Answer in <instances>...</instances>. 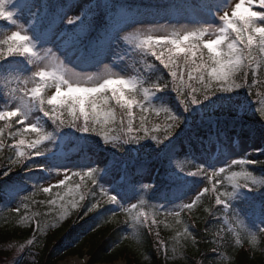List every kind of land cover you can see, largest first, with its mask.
Segmentation results:
<instances>
[{"label":"trees","instance_id":"1","mask_svg":"<svg viewBox=\"0 0 264 264\" xmlns=\"http://www.w3.org/2000/svg\"><path fill=\"white\" fill-rule=\"evenodd\" d=\"M25 2L31 5L30 9L38 12L37 24L41 26L45 0H25ZM47 2L66 4L69 0H47ZM200 2L201 0H97L95 4H99L100 8L97 10L96 18L92 20V30L78 46L87 55L92 54L90 42L101 37L110 23H115L116 18L120 19L115 14L117 9H123L129 18H137L144 11H149L152 14L183 13L186 19L191 10L190 5L194 6ZM13 7L15 8V5ZM241 15L246 16V13H241ZM6 28V21L0 20V41L5 40ZM232 35L234 36L235 33ZM228 42L230 41L225 40L222 43L220 51H226ZM186 43H196V41ZM200 46L202 47V44ZM240 47L242 48L243 45ZM253 48L256 49L258 56L261 55L256 40ZM0 50L6 51L7 45H3ZM129 54L133 65L142 75L141 80L144 86L147 87L159 73L155 67L141 71L139 55L132 53V49ZM203 54L207 78V72L211 71L215 65L207 59L208 50L204 49ZM183 57V52L177 55V59L181 62ZM20 58V56L8 57L6 61L0 62L5 66L0 69V75L5 76L4 71L9 65L8 61L20 60ZM149 58L148 63L157 64L166 76L167 73L163 70V66L159 65L158 61L152 62L150 56ZM253 67L256 66L253 65ZM257 72V83L250 96L247 88L238 89L232 93H217L208 101L193 105L188 112L183 111L175 93L171 90H165L149 97L145 103H151L155 107H166L173 114L178 115L182 121L174 137L177 153L171 166L169 161L160 154L161 150L157 149L151 140L142 141L137 145H124L123 151L116 152L110 146H105L98 137L90 134L81 135L72 129H63L59 133L54 132L51 121L42 114L41 127L52 132L53 138L40 146L50 147L51 151L45 152V155L41 157L35 155L32 157L35 162L32 164L31 172L26 169H13L8 176L0 178V185L5 182H17L22 186V191L12 198L0 192V261L5 264L6 260L13 257L14 250L9 247L10 244L32 238L35 221H46L48 227L44 232L37 233V247L32 249L36 264H59L68 257L82 258L83 256L88 258L87 264H111L118 260L124 261L125 264H197V261L201 264H215L220 259V252L216 250L217 244L223 246L221 250L225 251V255L233 257L234 264H264V255H261L259 251H249L248 247L236 246L235 237L229 236L223 204H215L216 194L206 195L191 211H182L180 224L176 223L175 218H166L163 215L156 217L163 223H158L151 231L146 227L141 228L135 239H126L131 236L132 230L128 226L127 216L122 214L120 208L115 205L105 204L98 209V212L87 216L82 212H71L56 223L55 227H52L61 205L72 198L71 195L65 196L69 188H75L72 173L65 180L68 187L59 185V182L50 184L49 193L41 191L31 201H21V197L31 196L32 192L36 191L33 188L34 185L37 188H43L46 181L56 178V172L61 171L63 174L67 170L87 171V168L79 167L82 161L91 163L93 167L101 168L97 182L110 193L116 190L117 199L122 206H125L132 197L137 198L135 204L139 205L140 194L143 192L145 206L139 207L136 211L144 212L146 215L154 212L156 208H160L161 212L176 208L181 201L191 197L198 187L207 185L211 190L212 182L221 192L231 191V183L223 175L216 178L204 176L181 178L179 173L177 175L175 173L179 166L195 170L194 159L199 155L203 154L204 160L209 159L207 157L208 144L213 140L220 143L221 151L231 143L260 141L262 149L253 154V158L264 160V120L256 112V108L261 106L259 100L264 99V83L260 82L264 81V66ZM248 73V83H253L250 69ZM239 75L240 73L237 72L236 76ZM185 79H187L186 76ZM7 81L0 78V92L4 87L5 89L8 87ZM107 95L110 97L111 92ZM111 103L115 105L114 101ZM46 107L51 108L48 105ZM133 108L134 113L139 111L135 105ZM62 111L65 117L71 119L68 117L67 108H63ZM115 111L117 114L114 122L104 125L105 129L119 127L122 110L116 106ZM76 114L79 115L78 109ZM159 119L162 120L163 116L161 115ZM79 122L83 123V119L81 118ZM6 123L12 125L11 130L4 127ZM134 123H139L138 118L134 120ZM0 127H4L5 142V146L0 150V176H2L9 156L15 158L9 149L17 144V140H12L10 135L11 131L20 127V124L17 118H5V120H0ZM193 134H195V140L192 139ZM23 138L25 144L20 146L21 150H27L30 140L38 139L35 133H26ZM185 141L193 145V154L188 153V144ZM112 162H115V167L109 170ZM247 170L253 172L258 178H264V166L250 164ZM234 171L240 172V168L235 167ZM169 173L177 178L174 182L168 179ZM119 175H122L121 179H118ZM149 177L152 178V182L144 183ZM74 179L75 182H80V177ZM221 179L224 180L223 186H221ZM107 180L110 181V186L104 184ZM145 185L148 187L145 188ZM60 197H64V200ZM50 200H56L57 203L51 205ZM226 202L229 203L230 209L235 208L241 214L245 220V227L256 230L257 224L260 225V218L264 214V188L258 189V192L237 189L232 199ZM25 203L28 204L27 212L24 209ZM17 207L20 208L19 214H17ZM206 208L210 211L206 212ZM105 209H113L117 213L115 218L111 211H105ZM32 213H36L34 222L28 226L21 225L20 218ZM144 219L145 217H141V220ZM228 219H233L231 211L228 213ZM148 223H151V218L148 219ZM165 225L168 226L165 227ZM185 225L189 229L191 238L181 235ZM233 227H237V223H233ZM157 232H159L160 242L168 246L167 258L163 249L157 251ZM217 232L221 233L223 240L217 236ZM173 247L176 249L175 253L172 251ZM25 255L27 256V253ZM17 264H21V261L18 260Z\"/></svg>","mask_w":264,"mask_h":264},{"label":"snow or ice","instance_id":"2","mask_svg":"<svg viewBox=\"0 0 264 264\" xmlns=\"http://www.w3.org/2000/svg\"><path fill=\"white\" fill-rule=\"evenodd\" d=\"M9 5H15L18 12H23L25 9L30 10L31 8V5L26 3L25 0H0V20L9 23H15L16 14V12L8 10ZM211 7L210 0H201L200 3L194 6L190 5L194 15L198 18ZM242 7L241 4L235 5L234 10L230 12V16L232 18L239 16L241 20H244L245 17L257 18L256 11L253 10L246 9L244 11L246 16L241 15L240 9ZM257 7L258 9H264V0H259ZM72 8L71 0L66 4H50L45 0L41 26L35 28L33 39H30L28 33L17 25L7 39L0 41V48L7 45L6 51L0 50V62L6 61L8 57L20 56L26 59L29 64H32L34 60L37 64L47 61L61 69V73H68V77L61 75L59 81L53 82L52 87L55 88V95H51L50 98L41 95L42 91L48 87V79L50 78L45 79L40 71H37L31 77L12 76L9 78V80L14 79L17 82L16 88L6 92L7 97L14 103L11 108L6 107L4 111H0V120L16 117L20 127L11 131L10 138L17 140V144L9 150L13 152L15 158L9 156L7 167L3 170L0 178L8 176L13 169H26L31 172L33 170L32 164L35 162L32 157L34 155L41 157L45 155V152L51 151L50 147L42 150L40 145L51 140L53 133L44 130L38 123L28 118L34 110H38L51 121L54 132L59 133L63 129H72L81 135L90 134L98 137L105 146H110L116 152L123 151L124 145H137L142 141L151 140L155 147L161 150L160 154L169 161L171 166V162L175 159L177 153L174 137L182 121L178 115L173 114L166 107H155L151 103H145L149 100V97L165 90H171L175 93L183 111L188 112L193 105L202 104L217 93H232L235 90L247 88L248 94L251 95L255 83H257V70L264 66V60H259L260 57H264V49L259 50L261 54L259 56L256 52L253 53L254 37L243 33L229 16L221 15L219 19L222 23L217 28L203 27V25L189 27V24L199 23L200 19H198L194 23H175L171 26L169 24L147 23L150 25L149 27L137 28L128 33L125 29L129 25L145 24L146 22L127 17L123 9L120 8L115 11L116 16L120 17V21L110 23L101 37L90 42L94 56L102 54L104 59L97 60L94 66L89 67H95L96 71H88L89 68L81 66L87 62L88 57L81 54L77 59L72 60L71 49L89 36L92 30V19L97 14L100 5L87 4L77 14L69 15ZM258 19L264 20V15L259 16ZM177 24L179 27L176 26ZM249 26H251V21H249ZM229 29H231L230 36ZM254 31L259 33L264 32V29L254 28ZM22 32L24 34H21ZM232 33H235V35L233 36ZM169 34H171V39H153L154 36H168ZM109 35H111L112 40H107ZM204 36L208 37V42L203 43L201 47V37ZM214 36L217 38L212 39ZM225 40L230 41L227 43L229 49L240 54L234 62L235 66L233 61L225 60V51L215 50V46L221 45ZM187 41H196V43H185ZM37 42L40 45V51H36ZM122 43L131 45L132 53L139 55V64L142 66L141 71L155 67L157 73H159L147 87L144 86L142 80L137 79L135 76L124 78L123 81L120 80L118 74H113L110 65L105 63V58L111 55L114 49H120ZM46 45L52 46L48 47ZM240 45H243V47L241 48ZM204 49L208 50L207 59L215 65L211 68V71L207 72V78L205 76ZM181 52L184 53L182 62L177 59V55ZM61 56H63V59H61ZM148 56L154 57L155 61L163 66V70H166L167 73L166 76L157 64L145 62V58ZM70 64L71 67L68 66ZM253 65L256 67H253ZM101 66H103L102 71L108 75L98 78ZM4 67L3 64H0V69ZM237 68L242 69V71H237ZM249 69L252 73L253 83H248ZM43 72L47 73L48 69L44 68ZM237 72L240 73L239 76H236ZM185 76L187 79H185ZM111 77L118 78L112 79ZM0 78H2V75H0ZM105 79L109 83L101 87L100 85ZM260 82L264 83V81ZM29 83L35 85L30 92L28 91ZM108 92H111L110 97L107 95ZM112 101L115 102V105L111 103ZM259 103L261 106L256 108V112L264 120V99H260ZM46 105L52 107L49 108ZM134 105L136 109H139L138 112L134 113ZM116 106L122 110L119 127L105 129L104 125L114 122L117 114L115 111ZM63 108H67L68 117H71V119L65 117L62 111ZM77 109L79 115L76 114ZM161 115L163 116L162 120L159 119ZM81 118L83 123L79 122ZM137 118L139 120L138 124L134 123ZM4 127L11 130L12 125L6 123ZM4 127H0V150L5 146ZM26 133H35L38 139L30 140L27 150H21L20 146L25 144L23 137ZM192 139H196L195 134H193ZM185 143L188 144V153L193 154V145L189 141H185ZM251 156L250 153L246 158L228 159L226 162L227 167H216L214 159H206L204 161L206 166L195 163L193 165L195 170L180 168L179 172L186 177H207L209 168H212L211 176L216 178L223 175L231 183V191L221 192L212 182L211 190L205 185L191 202L181 203L176 208L165 212H161L160 208H156L154 212L147 215L144 212L136 211L139 207L145 206L143 192L140 194L139 205L133 203L131 208H124L119 203L116 195L110 193L108 189L103 188L97 182L101 168L93 167L91 163L82 161L79 167L88 170L72 172L75 188H69L68 192L65 193V196L71 195L72 198L61 205L52 227H55L56 223L63 220L71 212H82L83 215L87 216L98 212V209L105 204L119 207L121 213L127 216L128 226L132 231L131 236L126 237V239L137 237L141 228L146 227L151 231L155 225L163 223V221L156 219L160 215L166 218H175L176 223L180 224L181 212L191 211L206 195L216 194V205L223 204L222 202L226 198L231 199L234 192L242 186L240 182H236L237 180H248L253 187L264 185V178H254L250 175L251 171L247 170V166L250 164L264 166V160H254L250 158ZM112 167H115V162L109 165V170ZM235 167H239L240 172L234 171ZM229 173L231 175H228ZM55 175L59 179L62 173L59 171ZM63 175L65 178L59 179V185L68 187L65 183L68 178L67 174L64 173ZM75 177H80V182H75ZM168 179L174 182L177 178L169 173ZM223 183L224 180L221 179V186H223ZM147 187L145 185V188ZM33 188L36 191L32 192L31 196L21 197L22 202L31 201L41 191L43 193L50 192L49 187L37 188L34 185ZM60 190L62 191V189ZM20 191H22V186L17 182H5L0 185V192L8 198L15 197ZM60 199L64 200V197H60ZM49 203L55 205L57 201L50 200ZM24 209L27 212V203L24 204ZM105 211H111L113 218L117 215L113 209H105ZM205 211L209 212L210 209L206 208ZM19 212L20 208L17 207V214ZM35 216L36 213L22 216L20 224L23 226L30 225L34 222ZM141 217H145V219L141 220ZM149 218H151V223H148ZM167 226L165 225V227ZM47 227L46 221H35L32 238L26 239L24 242L10 244L9 247L14 250L10 264H17L18 260L21 261V264H27L29 259L36 261L32 249L37 247V233L44 232ZM137 228H139V232H137ZM181 235L185 238H191L186 225ZM156 237L157 251L163 249L167 258L168 246L160 242L159 232L156 233ZM172 251L175 253V247ZM25 253H27V256Z\"/></svg>","mask_w":264,"mask_h":264},{"label":"rangeland","instance_id":"3","mask_svg":"<svg viewBox=\"0 0 264 264\" xmlns=\"http://www.w3.org/2000/svg\"><path fill=\"white\" fill-rule=\"evenodd\" d=\"M236 2L238 3L239 0H236ZM93 3L95 4L96 0H76V1L72 2L73 8H72L71 12L69 13V15L77 14L84 5L93 4ZM213 5L214 6L211 7L206 13H203L200 18H198L194 15L195 16L194 22H196L198 19H200L199 23L189 22V20L185 21L182 19L178 20L177 22L172 23V21L168 19V17H169L168 15L150 17L149 15L143 14L142 16H140L138 18V20L146 22L145 24L129 25L128 27H126L125 31L130 33V32H133L137 28H147L150 26L147 23L169 24V26H171L172 24H175V23H194V24H189V27H193V26L199 27L201 25H203L204 27H219L221 25V21L219 19H217V13L219 12V10L222 7H226V1L222 2L219 0L215 3H213ZM257 5H258V0H253V6H252L253 11L260 10V9H258ZM11 6L12 5L8 6V10L16 12L15 18H14L15 23H9L6 21L8 23V26H7V30L5 31L4 38L7 39V37L11 34V31L15 30L16 26L19 25L28 33L29 38L33 39V33L35 31V28L38 27L37 26V20L39 17L38 12L34 9H30V10L25 9L23 12H18V11H16V8L11 7ZM246 6H247V4H245V7ZM233 7H234V5H233ZM229 18H231L230 14H229ZM257 23L264 25V21H257ZM176 26L179 27L178 24ZM21 34H24V33L22 32ZM171 38H172L171 34H169L168 36H159L158 35V36L153 37V39H156V40H165V39H171ZM216 38L217 37H215V36L212 37V39H216ZM207 42H208V37L207 36L202 37V44L207 43ZM221 45L215 46V50L220 51ZM46 46L51 47L52 45H46ZM130 47H132V46L122 43L120 49H114L113 53L111 55H108L105 58V63H108L110 65L112 71L117 73L119 77L127 79V78H132L135 76L137 79H140L139 73L131 65L130 61L122 60L120 62H117V60H118L117 58L124 52L125 49H129ZM36 51H40V45L38 42H37ZM71 53L73 55L72 60L77 59L82 54V52L75 51V47L71 49ZM58 55H59V53H58ZM100 57H103V59H104V56L102 54L100 55ZM61 59H63V56H61ZM146 62L147 63L150 62L149 56L146 57ZM94 65H95V62H91L90 65H87V62H86V63L82 64L81 66H83L85 68H89V67L94 66ZM68 66L71 67L72 65L70 64ZM102 67L103 66H101L100 70H102ZM11 68H12V72L9 73L8 76H19L22 78H26V77H30L32 75V66L31 65H29V67L27 68L28 74H25L22 71V67L20 66V63H14L13 67H11ZM88 71L94 72V71H96V69H95V67H92V68H89ZM111 78L116 79L118 77H111ZM36 79H39V78L37 77ZM9 82H10L9 87H7L5 89V92L0 95V111H4L6 107L11 108L12 104L14 103L9 97H7L6 92L10 91L12 88H16L17 82L14 79L9 80ZM83 86H86V85H83ZM32 87H35V85L29 83V85H28V91L29 92H30ZM62 91H64V89H62ZM51 95H55V89L50 90L48 92H43V94H42V96L49 97V98ZM50 107H52V106H50ZM8 118L12 119L15 117H8ZM28 118L31 119L33 122H36L40 126H42L43 117L38 110H34L32 113H30ZM230 146L231 147H228L226 150V155H225L226 158L225 159H222V157H220V156L215 157L214 155L216 154V152L218 150V146L216 144V140H213L210 144H208V150H207L208 155H207V157H209V159L214 158L216 167H221V166L227 167L226 162L228 159L246 158L250 153L252 154V156L250 158L254 159L253 154L260 152V150L262 149V143L260 141L241 142V143H237V144H231ZM204 161L205 160H204L203 154L199 155L198 157H196L194 159L195 163H200L201 165L204 164ZM176 165H179V164H176ZM179 169H180V166L176 170L177 172L175 173V175H177L179 173L181 178H183L184 176H182V173L179 172ZM212 170H213L212 168H209L207 177H212L211 176ZM64 173H66L67 176H69L70 173H72V172L70 170H67ZM63 174L61 175V177L59 179H62L65 177ZM121 178H122V175H119L118 179H121ZM59 179L56 177L55 179H53L49 182H46L44 184V187H48L50 184L56 183L57 181H59ZM151 182H152V178L149 177L146 179V181L144 183H151ZM104 184H106V186H110V181L109 180L104 181ZM203 187L204 186L198 187L196 189L195 193L191 197L181 201L180 204L191 202V200H193L195 198V196L199 193L200 190L203 189ZM112 194L116 195V190L112 191ZM136 202H137V198L132 197L130 200H128V203L125 205V208H129L133 203H136ZM260 219H261L260 225H261V227H264V214L262 215V217ZM87 260H88V258L85 256H83L82 258L68 257L66 260L60 262L59 264H87ZM0 264H4V263L2 261H0ZM111 264H125V262L122 260H118V261H115Z\"/></svg>","mask_w":264,"mask_h":264},{"label":"clouds","instance_id":"4","mask_svg":"<svg viewBox=\"0 0 264 264\" xmlns=\"http://www.w3.org/2000/svg\"><path fill=\"white\" fill-rule=\"evenodd\" d=\"M259 3V0H258ZM241 4L243 7L240 9L241 13H244V11L247 10H252L253 6V0H239L237 3L236 0H226V7H222L219 12L217 13V19L220 18L221 15H226L229 16L231 10H234L235 5ZM245 4L247 6L245 7ZM234 5V7H233ZM257 18H250V17H245L244 20H241L239 16L232 18V22L238 26L243 33L250 34L254 37V39L257 41V47L259 50L264 49V32H256L254 31V28H261L264 29V25L258 24L257 21H264L261 19H258L259 16L264 15V9H260L256 11ZM220 20V19H219ZM249 21H251V26H249ZM222 23V22H221ZM195 27V26H193ZM204 27V26H203ZM217 28V27H213ZM231 35V32H229V36ZM25 47H27L25 45ZM256 52V49L253 48V53ZM225 60L226 61H233V64L235 66V61L239 57V53L233 52L231 49L228 47L226 48L225 51ZM31 55V53H29ZM26 60V59H25ZM259 60H264V57H260ZM27 61V60H26ZM28 63V61H27ZM29 64V63H28ZM32 66V75L34 76L37 71H40L42 76L45 79H48V87L53 86V82L59 81L61 75L64 77H68V73H61V69H59L55 64L48 63L47 61H44L41 64H37V62L34 60L32 64H29ZM47 68L48 72L44 73L43 69ZM237 71H242V69L237 68ZM113 74L115 72L113 71ZM108 74L103 72L102 70L98 74L99 77H104L107 76ZM30 76V77H31ZM12 76H4L2 75V78L5 80H8ZM120 80H124V78L119 77ZM108 80H103V83L100 85L103 87L104 85L108 84ZM250 96V95H249ZM254 103V102H253ZM42 150H46L45 148H42ZM250 175L253 176L254 178H258L253 174V172H250ZM240 184L242 185L239 189H247L249 192H258V189L264 188V185L261 186H256L253 187L251 186V182L248 180H241ZM232 199V198H231ZM228 199L223 203V209L225 213V223L228 226V234L229 236L235 237V244L236 246L239 247H248L249 251H259L261 255H264V227H261L259 224L256 226V230H252L248 227H245V220L241 216L239 212L235 208H231L229 206V203L226 202ZM231 211V216L233 217L232 220L228 219V213ZM233 223H237V227H233ZM137 232H139V228H137ZM217 236L220 237L221 240L224 239L223 236H221L220 232H217ZM136 237H133L135 239ZM193 244H195V240H193ZM223 248L222 245L217 244L216 250L220 252V259L215 262V264H234L233 257L231 255H225V251L221 250ZM235 250V249H234ZM12 259V258H11ZM6 260L5 264H10V260ZM27 264H36V261H33L29 259L27 261ZM197 264H201L200 261H197Z\"/></svg>","mask_w":264,"mask_h":264}]
</instances>
